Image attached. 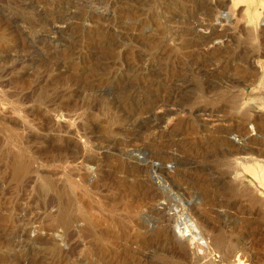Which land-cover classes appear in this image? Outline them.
<instances>
[{
	"label": "rangeland",
	"instance_id": "374dc122",
	"mask_svg": "<svg viewBox=\"0 0 264 264\" xmlns=\"http://www.w3.org/2000/svg\"><path fill=\"white\" fill-rule=\"evenodd\" d=\"M0 264H264V0H0Z\"/></svg>",
	"mask_w": 264,
	"mask_h": 264
},
{
	"label": "bare ground",
	"instance_id": "6f19581e",
	"mask_svg": "<svg viewBox=\"0 0 264 264\" xmlns=\"http://www.w3.org/2000/svg\"><path fill=\"white\" fill-rule=\"evenodd\" d=\"M192 2H193V1H192ZM205 3H207V2H205ZM41 6H42V5H41ZM200 12H201V11H200ZM189 41H190V40H189ZM208 46H209V45H208ZM207 48H208V47H207ZM222 57H223V56H222ZM214 65H215V64H214ZM184 66H185V65H184ZM193 66H194V65H193ZM184 68H185V67H184ZM216 71H217V70H216ZM220 75H221V74H220ZM242 77H244V76H242ZM242 77H241V78H242ZM246 81H247V80H246ZM240 82H242V81H240ZM240 82H239V83H240ZM183 83H184V82H183ZM236 83H237V82H236ZM129 89H130V88H129ZM168 89H170V88H168ZM168 89H167V90H168ZM174 89H175V88H174ZM154 91H155V90H154ZM176 93H177V92H176ZM152 97H153V96H152ZM158 98H159V97H158ZM167 98H168V96H167ZM159 99H166V98H159ZM159 101H161V100H159ZM174 101H175V100H174ZM165 103H166V102H165ZM139 105H140V104H139ZM161 106H162V105H161ZM161 106H159V107H161ZM166 106H169V104L166 105ZM155 107H156V106H155ZM159 107H158V108H159ZM152 109H153V108H152ZM164 109H165V108H164ZM174 110H175V109H174ZM198 110H199V109H198ZM204 110H205V109H203L202 111H204ZM164 111H165V110H164ZM204 112H205V111H204ZM146 113H147V112H146ZM170 113H171V114H170ZM134 114H135V113H134ZM141 114H142V113H141ZM131 115H132V114H131ZM162 115H163V114H162ZM170 115H172V112H169V111H168V112L166 113V116H170ZM135 116H136V115H135ZM130 118H131V117H130ZM145 118H146V117H145ZM150 118H151V117H150ZM159 118H160V116H159ZM161 118H163V117H161ZM166 118H167V117H166ZM141 119H142V118H141ZM138 120H139V119H138ZM142 120H143V119H142ZM142 120H141V121H142ZM146 120H147V119H146ZM149 120H150V119H149ZM160 121H161V119H160ZM143 122H144V121H143ZM137 127H139V126H137ZM237 128H240V127H237ZM232 129H233V128H232ZM234 129H235V128H234ZM234 129H233V130H234ZM240 129H243V128H240ZM236 130H237V129H236ZM238 131H239V129H238ZM230 132H232V131H231V128L228 130V133H230ZM233 132H234V131H233ZM233 132H232V134H233ZM238 145H239V143H238ZM233 148H234V147H233ZM235 149H240V147H239V146H238V147L235 146ZM241 149H242V148H241ZM228 150H229V149H228ZM156 153H157V151H156ZM158 154H159V153H158ZM165 154H166V153H165ZM84 156H85V155H84ZM84 156H83V157H84ZM154 156H157V154H154ZM150 157H152V155H151ZM152 158H153V157H152ZM165 158H166V157H165ZM172 161H173V160H172ZM164 162H165V161H164ZM136 171H137V170H136ZM255 178H256V177H255ZM261 186H262V185H261ZM153 242H154V241H153ZM155 243H156V242H155Z\"/></svg>",
	"mask_w": 264,
	"mask_h": 264
}]
</instances>
